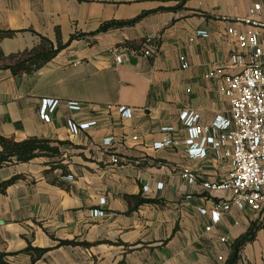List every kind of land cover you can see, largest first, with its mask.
Returning a JSON list of instances; mask_svg holds the SVG:
<instances>
[{"label": "crops", "instance_id": "1", "mask_svg": "<svg viewBox=\"0 0 264 264\" xmlns=\"http://www.w3.org/2000/svg\"><path fill=\"white\" fill-rule=\"evenodd\" d=\"M256 4L264 21V0H0V31L15 32L0 37V135L59 149L55 157L0 168V182L17 177L0 192V252L12 253L8 264H30L29 244L48 249L37 264H227L253 225L237 264H264V219L257 213L232 207L212 221L211 211L231 193L202 183L230 174L221 153L230 145L190 157L181 119L194 113L208 126L230 118L223 78L240 68L231 63L238 43L228 29L254 31L240 20ZM107 23L111 28L97 32ZM57 31L63 43L85 36L32 75L1 69L40 36L56 42ZM146 37L158 41L155 57L115 65L106 53L113 46L138 49ZM44 100L55 101L50 121L41 117ZM185 168L196 183L182 176Z\"/></svg>", "mask_w": 264, "mask_h": 264}, {"label": "built area", "instance_id": "2", "mask_svg": "<svg viewBox=\"0 0 264 264\" xmlns=\"http://www.w3.org/2000/svg\"><path fill=\"white\" fill-rule=\"evenodd\" d=\"M260 9V4L254 5L250 14L240 20L253 27L254 31L239 33L233 28L228 29V34L235 37L238 43V51L231 57V63L240 68L237 73L223 78L224 94L230 103V118L217 117L210 125L203 126L198 124V115L189 112L181 114V119L189 127L186 143L190 157H205L211 150L219 153L225 144L230 145V149L221 152L230 159V174L221 181L202 183L209 191L231 193L229 199L219 202L211 211L214 224L232 207L250 209L264 219V21L256 18ZM203 34L206 36V33ZM159 50L158 41L146 37L138 49L113 46L106 53L115 65H121L133 56L155 57ZM184 67H187L186 63ZM54 103L53 100L43 101L41 117L45 121H50L51 116L47 111ZM68 107L72 110L81 109L77 102L68 103ZM119 112L127 117L131 114L125 107H120ZM69 128L73 134L80 132L79 126L73 121L69 122ZM169 142L158 143L157 147H163ZM106 143L110 144L111 139H107ZM119 161L116 155L111 156L113 164ZM182 176L189 183L197 181V175L187 168L183 170ZM101 203L105 204V199ZM201 212L207 211L201 209ZM93 214L107 216L103 210H94ZM207 230L210 231L211 226ZM226 240L227 237L221 239L222 242Z\"/></svg>", "mask_w": 264, "mask_h": 264}, {"label": "trees", "instance_id": "3", "mask_svg": "<svg viewBox=\"0 0 264 264\" xmlns=\"http://www.w3.org/2000/svg\"><path fill=\"white\" fill-rule=\"evenodd\" d=\"M113 24L107 23L100 27L97 32H102L111 28ZM14 31H0V37L12 36ZM94 34V33H93ZM85 36L82 33L72 34L67 43H63L60 32L57 31L56 42L40 36V42L32 49L11 54L7 57V63L1 65V69L9 70L13 75H32L44 67L48 62L53 60L60 51L66 48L73 40ZM130 47V46H129ZM0 168L10 163H26L39 157H55L59 155V149L52 146L47 140L29 138L24 141H15L0 135ZM17 177L0 182V192H5L6 188L15 182ZM256 225H253L247 235L238 239L234 245L233 252L227 264H237L240 258L242 247L253 239ZM62 245L73 244L70 241H61ZM31 256L30 264H37L40 258L48 252V249L33 247L31 244L24 250ZM12 253L0 252V264H8V257Z\"/></svg>", "mask_w": 264, "mask_h": 264}]
</instances>
